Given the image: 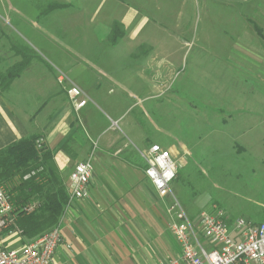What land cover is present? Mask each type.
<instances>
[{"label": "crops", "instance_id": "0c3cea01", "mask_svg": "<svg viewBox=\"0 0 264 264\" xmlns=\"http://www.w3.org/2000/svg\"><path fill=\"white\" fill-rule=\"evenodd\" d=\"M107 3L113 12L101 17V9ZM130 3L127 0H0V51H7L0 52V59L14 57L6 66L2 64L0 71L22 59L19 50L23 45L10 31L14 28L31 34L37 41L32 43L43 53L32 49L35 59L6 90L0 87V149L22 138H43L44 145L53 152L54 164L69 195L71 172L76 164L92 157L90 196L68 201L58 223L63 240L55 253L57 264L72 259L74 246L82 252L95 248L96 256L104 255L103 264H185L180 257V246L169 229L168 201L158 195L147 177V162L141 156V151L154 143L163 146L164 139L171 135L167 122L170 87L176 70L147 34L141 36L149 17L142 15L138 21V7ZM85 14L90 17L80 18ZM75 21L87 26L95 22L105 32L99 34L93 30L95 33L90 34L87 28L82 39H92L93 44L86 42L82 49L75 47L73 39L67 37ZM252 21V34H256L259 23L255 18ZM8 23L12 28H7ZM42 35L49 36L51 43L59 41L62 48L56 53L47 48L40 40ZM254 38L255 35L247 47L231 49V55H237L236 65L246 74L238 96H227L226 100L209 96L208 108L199 110L196 101L187 99L195 91L178 92L179 116L187 134L193 128L194 137L217 133L242 135V138L257 137L254 143L261 144L264 51L252 45ZM108 40L112 48L100 50L98 47H106ZM38 43L46 49H41ZM49 55L77 58L57 62L45 58ZM106 55L114 57L109 66L89 58ZM60 72L82 90L78 99H87L82 107L77 108L69 94L72 84L68 80L59 82ZM155 99L161 105V124L154 121ZM146 122L152 132L147 130ZM251 138L249 142L253 143ZM178 142L170 146L172 152H187V143L179 136ZM242 196L246 202L238 214L226 212L231 228L241 216L254 224L264 222V187L256 191L251 188ZM27 240L14 226L0 234V243L8 248H18L31 241Z\"/></svg>", "mask_w": 264, "mask_h": 264}, {"label": "rangeland", "instance_id": "374dc122", "mask_svg": "<svg viewBox=\"0 0 264 264\" xmlns=\"http://www.w3.org/2000/svg\"><path fill=\"white\" fill-rule=\"evenodd\" d=\"M127 1L138 7V21L142 15H148L149 21L141 31V36L147 34L150 40L164 51L161 55L167 56L171 67L176 70L170 87V113L167 122L171 135L166 140L164 139V147L159 143H154L170 152H172L170 146L179 144L178 136L187 143V152L180 151L177 154L172 152L178 171L176 179L171 183L173 193L192 216L199 215L213 206H217L225 213L238 214V209H241V205L246 202L242 194L244 193L245 196L251 188L256 191L264 187V136L260 137L262 142L258 145L254 143L257 137L244 136L242 138V135L231 137L217 133L213 136L201 135L197 138L194 137L196 131L193 128L190 134H187L184 121H181L179 116L178 92L185 89L195 91L196 94L188 96L187 99L196 101L199 110L208 108L209 96L223 97L222 100H226L227 96L236 97L240 94V83L246 74L241 67L236 65L237 55H231V49L233 46L238 50L242 46H249L248 43L253 42L250 38L255 35L256 41L252 45H256L261 52L264 51V0ZM110 7V3L103 6L101 17L110 11L113 12ZM116 13L115 11L114 14ZM89 17L88 14L80 16L85 19ZM243 18L248 21L245 22ZM253 18L259 23L258 32H256L258 35L252 34L254 33L252 30L254 26H251ZM3 22L6 23L5 20ZM6 25L7 28H12L11 24ZM87 28H90L88 32L90 34L95 33L94 31H99V34L105 32L102 26L95 22L87 26L86 23L75 21L72 33L67 34V37L75 42V47L82 49L86 42L93 44L92 39L86 41L82 39L85 36L83 32ZM10 31L17 39H20L19 44L23 45L27 55H31L29 56L31 60H34L36 55L32 49L42 53L34 45L37 41L31 34L16 28ZM76 33L77 35H74ZM249 35L250 38H248ZM63 39L66 40V38ZM40 40L44 41L47 48L53 49L55 53L56 50L62 48L59 41L49 42L47 35H42ZM38 44L41 49L45 48L44 45ZM106 44V47L98 48L100 50L112 48L110 40ZM0 52L4 54L7 51L2 49ZM49 56L45 58L57 60V62L58 59L77 58ZM89 58L105 66L111 65L114 60L112 55L98 59ZM10 59L14 60V57H1L0 68L2 64L4 66L9 64ZM241 59L245 61L243 57ZM261 68L264 70V67ZM156 100L153 110L154 121L161 124V105L157 104ZM217 106L227 108V105ZM244 106L248 107L246 103ZM165 120L166 115H164V125ZM210 122L213 121L210 120ZM146 128L152 132L148 122H146ZM216 131L221 132V130ZM250 138L253 139V143L249 142ZM140 161L144 162L142 159ZM20 182L21 178L17 176L5 185L13 191L14 195H17ZM166 201L169 204L171 200L166 198ZM29 203L39 204V201L34 200ZM241 217L244 218V216ZM93 249L95 248L82 252L74 246L71 249L72 259L63 264H103L101 262L104 255L98 253L96 256L94 254L96 250Z\"/></svg>", "mask_w": 264, "mask_h": 264}, {"label": "built area", "instance_id": "2783aa9c", "mask_svg": "<svg viewBox=\"0 0 264 264\" xmlns=\"http://www.w3.org/2000/svg\"><path fill=\"white\" fill-rule=\"evenodd\" d=\"M58 80L60 83L68 80L72 84L69 94L77 108L86 104L87 99H78L82 90L67 75L60 72ZM36 144L42 148L43 138H38ZM141 156L147 162L145 173L158 195L171 200L166 207L168 225L180 246V257L185 264H264V222L254 224L238 218L231 228L225 211L217 206L191 217L171 189V183L177 177V164L171 152L159 144H152L141 151ZM43 171L44 166H39L22 179L38 178ZM93 173L92 157L76 164L70 174L69 202L90 196ZM37 206L36 203L16 205L13 192L0 183V234L12 226L22 234L16 226L17 213L29 214ZM62 240L57 225L18 248H8L0 243V264H57L55 253Z\"/></svg>", "mask_w": 264, "mask_h": 264}, {"label": "trees", "instance_id": "16d2710c", "mask_svg": "<svg viewBox=\"0 0 264 264\" xmlns=\"http://www.w3.org/2000/svg\"><path fill=\"white\" fill-rule=\"evenodd\" d=\"M19 52L22 59L5 71H0L2 90H6L31 61V55H27L23 47ZM37 139V136L22 138L0 149V183L5 185L17 176L21 178L19 192L14 195L15 204L26 205L34 200L39 201L31 213H17L16 226L22 230V236L27 241L57 226L69 201L68 190L53 161V152L45 145L38 148ZM39 166H44V171L38 178L22 179L27 172Z\"/></svg>", "mask_w": 264, "mask_h": 264}]
</instances>
